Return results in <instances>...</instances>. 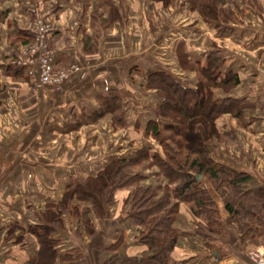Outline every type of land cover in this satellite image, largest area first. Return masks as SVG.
<instances>
[{
	"label": "crops",
	"instance_id": "crops-1",
	"mask_svg": "<svg viewBox=\"0 0 264 264\" xmlns=\"http://www.w3.org/2000/svg\"><path fill=\"white\" fill-rule=\"evenodd\" d=\"M225 1L228 18L223 37L190 10L188 0H170L167 5L152 0H0V163L11 156V166L20 167H11L3 176L19 182H25L21 169H34L27 171L28 187L23 184L14 200L5 197V212L27 218H23L26 225L17 218L13 229L0 224V264H27L36 255L28 225L39 221L47 204L61 200L69 181L83 180L142 145L150 146L151 153L160 148L162 154L159 143L144 134L158 102L155 92L145 88L146 77L153 71H168L178 80L194 83L195 73L181 66L179 54L203 63L206 53L219 46V39L224 40L219 47L225 69L235 72L240 82L229 95L215 90L214 97L225 99L230 110L216 120L225 141L212 154L216 162L249 176L244 191L254 199L257 192L264 197V0ZM38 15L54 26L48 41L54 50V68L77 67L60 89L33 90L35 76L13 63L28 42L27 25ZM10 65L24 68L25 78L14 79L7 71ZM109 89L122 96L127 126L117 128L104 118L71 129L73 116L96 111L97 95ZM10 131L15 133L11 137ZM145 171L142 185L156 188L166 183L157 168ZM201 180L215 204L216 224L204 238L197 227H207L208 222L180 203L173 220L178 238L170 264H254L249 252L264 254V233L245 235L222 197L205 177ZM132 189H117L102 218L87 203L69 204L61 216L63 228L52 233L60 241L59 254L70 255L59 264H119L149 255L140 242L144 227L127 217Z\"/></svg>",
	"mask_w": 264,
	"mask_h": 264
},
{
	"label": "trees",
	"instance_id": "trees-1",
	"mask_svg": "<svg viewBox=\"0 0 264 264\" xmlns=\"http://www.w3.org/2000/svg\"><path fill=\"white\" fill-rule=\"evenodd\" d=\"M152 1L163 5L170 2ZM225 2L188 0L190 10L197 12L218 33L226 32L228 16L222 7ZM185 56L179 54V62L184 69L195 73L194 83L178 80L168 71H153L146 77L145 88L155 92L158 102L155 118L146 122L144 134L159 143L162 154L151 153L150 146L142 145L126 157L97 168L83 180L69 181L61 200L47 204L39 221L28 225L26 231L36 243L37 253L27 264H59L58 261L70 256L67 252L59 254L60 241L52 233L63 228L61 216L72 201L89 204L94 214L102 218L105 205L113 201L117 189L124 187H133L127 197V217L144 227L140 242L147 247L149 255L125 259L119 264H170L178 238L173 220L180 203L186 204L194 216H202L208 222L207 227L198 225L197 232L204 238L212 234L217 212L209 191L202 186V177L222 197L225 209L245 235L264 233V197L257 192L254 199L244 191L242 185L249 176L216 162L212 154V149L225 141V135L216 128V120L230 110L225 99L214 97L215 90L229 95L238 86L239 76L225 69L221 47L212 48L203 63ZM7 71L14 79L25 78L24 68L10 65ZM97 101L98 108L93 113L73 116L71 129L95 124L104 118H109L117 128L127 126L125 104L117 89L97 95ZM145 167H156L166 183L156 188L142 185ZM74 211L78 208L74 207Z\"/></svg>",
	"mask_w": 264,
	"mask_h": 264
},
{
	"label": "built area",
	"instance_id": "built-area-1",
	"mask_svg": "<svg viewBox=\"0 0 264 264\" xmlns=\"http://www.w3.org/2000/svg\"><path fill=\"white\" fill-rule=\"evenodd\" d=\"M27 31L28 42L21 48L13 63L17 67H26L27 74L35 76L33 87L51 85L60 89L77 67L69 65L67 68H54V50L48 42L54 31L53 24L38 15L27 25ZM249 259L254 264H264V254L258 250L249 252Z\"/></svg>",
	"mask_w": 264,
	"mask_h": 264
},
{
	"label": "rangeland",
	"instance_id": "rangeland-1",
	"mask_svg": "<svg viewBox=\"0 0 264 264\" xmlns=\"http://www.w3.org/2000/svg\"><path fill=\"white\" fill-rule=\"evenodd\" d=\"M222 7H223V9H224V4L222 5ZM225 10V9H224ZM45 18V17H44ZM46 19V18H45ZM47 20V19H46ZM51 22V21H50ZM211 29H213V28H211ZM213 30H215V29H213ZM216 31V30H215ZM217 32V31H216ZM217 34H219V35H221V36H223L225 33H218L217 32ZM224 37V36H223ZM219 46H222L223 44H224V40H218V43H217ZM219 46H217L218 48H219ZM222 48V47H221ZM208 53V52H207ZM207 53H206V55H207ZM223 55H224V51H223ZM65 68H67V67H65ZM63 84H64V82H63ZM63 84H62V86H63ZM32 86H33V84H32ZM43 86H49V87H52V88H54V86H51V85H42L41 87H43ZM41 87H32L33 88V90H36V89H39V88H41ZM218 91H221V90H218ZM222 94V93H221ZM0 114H3V112H1ZM11 122H13L14 123V121L12 120ZM1 123H2V118H1V116H0V125H1ZM15 126H13V125H11V129L12 128H14ZM1 131H2V128H1V126H0V135H1ZM4 131H6V130H4ZM10 137L13 135V134H15L13 131H10ZM156 141V140H155ZM150 145V144H149ZM29 151V149H24V148H21V151ZM42 150V149H41ZM20 151V149L15 153V155L14 156H16V157H18V155H19V152H21ZM32 151H33V149H32ZM95 151L97 152V148L95 149ZM158 152V151H160V148H159V150H158V148H156V149H153L152 150V152ZM9 152L11 153V151H8L6 154H9ZM88 152V151H87ZM89 153V152H88ZM89 154H91V153H89ZM10 157L11 156H8V159H10ZM12 157H13V155H12ZM8 159H6V160H4V163H0V169H1V171H3V174H1L0 175V224L1 225H3V228L5 227V228H9V229H13V228H15V226H16V220H18L17 218H19L20 217V221H21V223L23 224V225H26V223H25V221L23 220V218H27V216L25 215L24 216V214H22V215H18V214H16V213H13V212H5V210L3 209V208H5V206H7L8 205V201L6 200V195H10L11 197H13V200L15 199V197H17L18 195L17 194H20L21 193V191L23 190V184H25L27 187H28V183H29V181L28 180H26L25 178H27L28 177V172H32L33 170L32 169H30L29 170V168L28 167H26L24 170L23 169H21V171L20 172H22V174H21V176L23 177V179L25 180V182L22 180V181H18L17 179H14V180H8V179H5V176H7V172L8 171H12L13 169H11V167L13 168V166H14V168L16 167V168H19L20 167V165H13V166H11V164L8 162ZM32 163H34V162H32ZM37 165V164H36ZM29 167H32V165H29ZM148 167H145L144 169H142V173H144V175H146V169H147ZM150 168V167H149ZM156 168V167H155ZM28 171V172H27ZM14 172H17V169L16 170H14ZM23 172H25L26 174H23ZM30 174V173H29ZM3 175H5V176H3ZM148 175V174H147ZM30 183H31V181H30ZM9 185V184H11V186H10V188H7V186L6 185ZM30 191H32V190H28V193L30 194L31 192ZM1 193H4V194H1ZM27 193V194H28ZM13 200H11V201H13ZM3 207V208H2ZM65 213V212H64ZM1 229H2V226L0 227Z\"/></svg>",
	"mask_w": 264,
	"mask_h": 264
}]
</instances>
